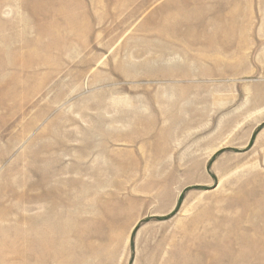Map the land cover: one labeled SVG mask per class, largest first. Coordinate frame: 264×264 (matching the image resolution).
I'll return each instance as SVG.
<instances>
[{
	"label": "rangeland",
	"instance_id": "obj_1",
	"mask_svg": "<svg viewBox=\"0 0 264 264\" xmlns=\"http://www.w3.org/2000/svg\"><path fill=\"white\" fill-rule=\"evenodd\" d=\"M65 3L0 0V253H57L7 264H264V0Z\"/></svg>",
	"mask_w": 264,
	"mask_h": 264
},
{
	"label": "bare ground",
	"instance_id": "obj_2",
	"mask_svg": "<svg viewBox=\"0 0 264 264\" xmlns=\"http://www.w3.org/2000/svg\"><path fill=\"white\" fill-rule=\"evenodd\" d=\"M70 0H66L65 6H63L60 10L59 13L60 14H64L63 16L65 17L64 19L67 20V24L69 22H72L74 19L76 20V17L78 15L77 12L74 11V9L72 7H70L69 4ZM198 3L201 4V7H203L205 5L206 0H197ZM83 7V6H82ZM47 8V7H46ZM187 7H183V8H178L177 10H175L174 12H170L167 15V20L172 22V27L168 26V25H164V24H159L157 27H154V32L151 33L152 35H155L156 37H158V39L161 40H166V44L165 46H160V49L162 50L163 53L166 54V52L168 53H177L179 51V47L180 44L182 43L181 40L183 39V36H181L179 33V29L181 28V26L183 25L184 22H186L188 19V17L192 16L194 13L196 12H190L186 9ZM204 9V8H203ZM43 10V9H42ZM232 10V9H230ZM56 11V10H55ZM53 11L52 13H57ZM42 13V12H41ZM40 13V14H41ZM80 13V12H79ZM79 16V15H78ZM231 16V15H230ZM227 17V16H226ZM78 19V18H77ZM76 22V21H75ZM222 22V21H221ZM77 23V22H76ZM231 23V22H230ZM234 27V26H233ZM52 25L50 27L51 30ZM74 28V27H73ZM80 28V27H79ZM231 28V27H230ZM45 29V28H44ZM67 30V29H66ZM151 30V29H150ZM52 32H55V29H52ZM83 32V31H82ZM85 32V31H84ZM230 32V31H227ZM54 34V33H53ZM74 34V33H73ZM149 33V35H151ZM216 35V34H215ZM227 36V35H226ZM78 37V36H77ZM218 37V36H217ZM228 38V37H227ZM160 40V41H161ZM192 40V39H191ZM152 41V40H151ZM195 41V40H194ZM192 40V43L194 44V42ZM149 42V41H148ZM155 42V41H154ZM151 44V43H150ZM149 44V45H150ZM18 47V46H17ZM49 47V46H47ZM207 49L208 48H213L215 46H212L211 44H206ZM158 48V47H157ZM215 50V49H214ZM15 52V51H14ZM18 54V53H17ZM6 52L3 48H0V58L3 56L5 58ZM28 56V55H27ZM27 56L23 57V58H18V59H14L13 61L8 62L6 59L3 61H0V70H7V69H15L18 72L23 73L24 77L21 78V80L24 81H29L30 79H33L34 77H36L39 72H41L43 69L46 70L48 65V62L46 60L41 61L40 63L35 60L30 62V56H28L29 58H27ZM16 57V56H15ZM192 57V55H191ZM198 60V59H197ZM49 61V60H48ZM160 61V60H159ZM34 62H38V65H32V63ZM218 63V62H215ZM220 65V64H219ZM226 65V64H225ZM47 74V73H46ZM20 80V78H19ZM42 135V134H41ZM38 159H42L41 156L38 157ZM37 159V160H38ZM44 165V164H43ZM60 173V172H59ZM45 175V174H44ZM52 176V175H51ZM48 177V176H47ZM46 177V178H47ZM49 178H47L48 180ZM46 180V179H45ZM82 182V181H80ZM82 184H84L82 182ZM11 186V185H10ZM86 186V185H84ZM54 190V189H53ZM56 191L51 192L50 194L52 195V193H55ZM66 193V192H65ZM47 194V195H50ZM58 194V193H57ZM56 194V195H57ZM66 195V194H65ZM53 197V196H52ZM61 197V196H60ZM67 197V196H64ZM72 198V197H71ZM70 199V198H69ZM67 201L66 198H64V201ZM5 204V203H4ZM66 206V205H65ZM17 207V206H16ZM18 211V210H17ZM7 220V218L5 217V215L1 214L0 215V223L5 222ZM7 227V226H6ZM1 231V230H0ZM49 232V231H48ZM35 239V243H39L38 245H40L44 250L42 253H38L37 251H30V253H26L25 251H21V252H16V251H12L10 249L6 250L5 252L0 253V263L1 264H7L8 260L10 259H16V260H23V259H29L30 258H41L43 257L45 260L49 261L52 259H55V257L57 256V253L55 251H53L52 253L49 252L50 249L53 250L54 248V242L52 241V239L49 237L48 233H45L43 231H38L35 229V231L32 234ZM28 238V237H27ZM30 240V239H29ZM22 241V240H21ZM33 241V238H32ZM30 241V243L32 242ZM28 242V241H27ZM33 243V242H32ZM6 244V242H5ZM31 245V244H30ZM1 244H0V248H1ZM35 246V244H34ZM26 247V246H25ZM32 247V246H31ZM5 250V249H4ZM39 250V249H38ZM10 264V263H9ZM12 264V263H11ZM16 264H18L16 262Z\"/></svg>",
	"mask_w": 264,
	"mask_h": 264
}]
</instances>
